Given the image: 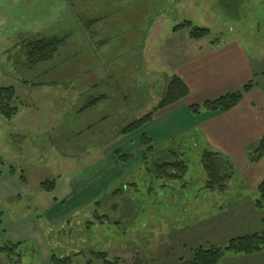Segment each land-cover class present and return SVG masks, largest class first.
Masks as SVG:
<instances>
[{"label":"rangeland","instance_id":"obj_1","mask_svg":"<svg viewBox=\"0 0 264 264\" xmlns=\"http://www.w3.org/2000/svg\"><path fill=\"white\" fill-rule=\"evenodd\" d=\"M185 21L209 30L204 41L240 42L264 72V0H0V87L14 89L17 108L0 117V264H85L94 252L122 264H185L200 247L264 232L259 194L236 189L264 175L251 151L225 159L233 174L209 191L204 148L180 132L191 122L185 106L122 132L154 113L167 84L148 46L175 39ZM53 37L63 39L57 52L28 65L26 43ZM143 135L155 150L145 159ZM175 160L188 167L180 180L145 172ZM259 255L226 254L220 264L264 263Z\"/></svg>","mask_w":264,"mask_h":264},{"label":"crops","instance_id":"obj_2","mask_svg":"<svg viewBox=\"0 0 264 264\" xmlns=\"http://www.w3.org/2000/svg\"><path fill=\"white\" fill-rule=\"evenodd\" d=\"M173 34L176 36L175 39L167 43L157 42L154 45L151 43L148 46V57L152 65L158 66V68L160 61L163 60L165 64H162V67L167 69V84L173 77L179 78L187 86L188 95L176 104L155 112L150 122L161 117L165 118L164 115L173 110L175 112V109L180 106H185L190 112L192 106L238 91L245 84L254 82L257 77L264 81V72L260 70L256 72L250 54L240 42L236 40L225 42L193 40L189 38L188 31L185 29L173 32ZM163 47L165 50H162ZM157 50L158 52L163 51L159 54V60H157ZM167 84L162 86L163 94ZM122 97L125 99L124 96ZM98 101L102 104L106 103L107 99L105 96H100ZM189 116L190 125L180 128V132L188 130L189 132L184 135L189 134L196 145L201 144L202 148L216 152L224 159L230 161V157H232L243 161L246 159L244 149L252 151L264 136V83H253L252 90L245 94L240 103L227 113L214 115L201 111L196 115L190 112ZM160 127L166 126L160 125ZM263 164L264 158L253 166L257 167ZM263 179L264 175L257 181L256 186H253V183L242 187L237 186L236 189L248 188V190L257 191V187ZM238 197L240 196L238 195ZM237 202L239 201H236V206L243 204ZM252 202L247 203L250 208L253 207ZM221 204V202L216 204L218 210L223 207ZM241 214L244 213L240 211L239 215ZM145 227L146 225H144ZM157 229L159 228L154 226V231Z\"/></svg>","mask_w":264,"mask_h":264},{"label":"trees","instance_id":"obj_3","mask_svg":"<svg viewBox=\"0 0 264 264\" xmlns=\"http://www.w3.org/2000/svg\"><path fill=\"white\" fill-rule=\"evenodd\" d=\"M187 30L188 36L193 40H200L210 35L209 30L192 27L191 23L185 21L184 23L173 28L172 32H179ZM63 39L41 38L30 40L26 43L24 50L26 56V63L34 65L49 60L58 50L62 44ZM253 88L251 82L245 84L240 90L224 94L218 98L206 101L200 105H194L190 108V112L194 115L200 114L201 111H206L214 115H220L229 112L236 107L243 96L249 93ZM188 95L187 86L177 77H173L167 84L164 94L154 109V113L166 109ZM15 91L12 87H0V117L6 120L11 119L17 113V108L14 107ZM95 102V101H94ZM154 113H149L143 118L134 121L128 125L123 133L134 131L141 125L150 122ZM142 145L146 147L144 150V159L146 156H154L155 150L151 145V140L143 135ZM171 154V153H170ZM172 156V155H171ZM174 159L177 156L173 155ZM129 158V157H128ZM264 158V136L257 142L254 149L250 152L247 159L254 165ZM171 158V160H174ZM201 167L205 174V188L209 191H219L223 189V185L232 176V167L220 154L204 149L201 153ZM176 172V175H169L168 171ZM188 171L187 165L184 161L175 160L164 162L161 165H153L145 172L149 176H155L158 180H180ZM259 198L255 201L256 209L264 208V179L257 187ZM264 252V232L254 233L246 236H241L230 240L222 247L198 248L192 252L191 257L185 264H220L226 254H234L241 256H252ZM90 258L85 264H122L118 258H110L104 252L90 253ZM50 264H72L70 258L56 259L51 257ZM134 264H141L135 261Z\"/></svg>","mask_w":264,"mask_h":264}]
</instances>
